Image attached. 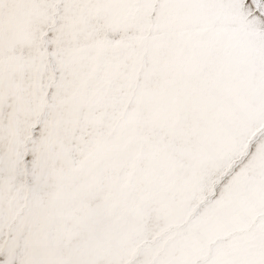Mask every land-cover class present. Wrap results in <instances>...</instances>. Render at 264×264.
<instances>
[{
  "label": "snow or ice",
  "instance_id": "snow-or-ice-1",
  "mask_svg": "<svg viewBox=\"0 0 264 264\" xmlns=\"http://www.w3.org/2000/svg\"><path fill=\"white\" fill-rule=\"evenodd\" d=\"M0 264H264V0H0Z\"/></svg>",
  "mask_w": 264,
  "mask_h": 264
}]
</instances>
